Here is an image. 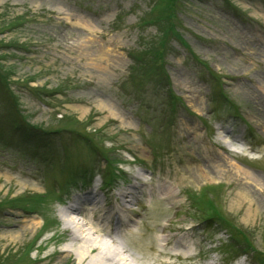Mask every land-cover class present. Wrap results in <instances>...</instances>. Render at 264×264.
Here are the masks:
<instances>
[{"label": "rangeland", "instance_id": "374dc122", "mask_svg": "<svg viewBox=\"0 0 264 264\" xmlns=\"http://www.w3.org/2000/svg\"><path fill=\"white\" fill-rule=\"evenodd\" d=\"M0 79V264H85L61 209L104 161L72 128L127 193L126 262L264 260V0H0Z\"/></svg>", "mask_w": 264, "mask_h": 264}, {"label": "bare ground", "instance_id": "6f19581e", "mask_svg": "<svg viewBox=\"0 0 264 264\" xmlns=\"http://www.w3.org/2000/svg\"><path fill=\"white\" fill-rule=\"evenodd\" d=\"M234 140H238L236 137ZM232 141V140H231ZM226 143V142H224ZM228 145L230 142H227ZM97 167L94 165L90 168L92 172H95ZM96 174H103L102 169H98ZM161 186V185H160ZM74 196V201L70 204L65 205L61 209V218L65 225V229H68L69 240H76V233L81 235V243L78 247L75 248V256L78 258V261L86 260L85 264H129L126 262L125 258H121L122 256L114 246L110 245V243L100 238V236H105L110 239L111 243H114V235L113 228H127L129 224L133 221L131 217H123L121 215L113 217V214L117 212V209H121L124 206V197H126L125 191H117L115 193V204L110 206H103L102 204L95 203L94 205L89 206L88 208H82L79 204L84 205L80 202L81 198L84 196H95L99 197V200H106L108 194L104 191L100 193L96 189L94 192L92 190H88ZM92 193V194H90ZM162 198H168L172 195L173 191L162 185L159 190ZM82 194V196H80ZM19 223V221H17ZM96 235V236H94ZM94 236V237H93ZM163 243H158V246H163L162 252L168 254L165 251L166 245H171L172 241L169 237L163 236L161 238ZM158 240V239H157ZM188 242V241H187ZM187 242L184 238H176L173 241V247L182 249L181 253L184 257L189 256L190 250L187 247ZM67 249L61 250V252H66ZM69 252V251H67ZM174 256H179L180 252L171 253ZM120 262V263H119ZM162 264H171L169 262H161ZM214 264V262L208 263Z\"/></svg>", "mask_w": 264, "mask_h": 264}, {"label": "trees", "instance_id": "16d2710c", "mask_svg": "<svg viewBox=\"0 0 264 264\" xmlns=\"http://www.w3.org/2000/svg\"><path fill=\"white\" fill-rule=\"evenodd\" d=\"M204 201H206V199H205L204 197H202L201 200H200V202H199V205H201V207H202V203H203Z\"/></svg>", "mask_w": 264, "mask_h": 264}]
</instances>
